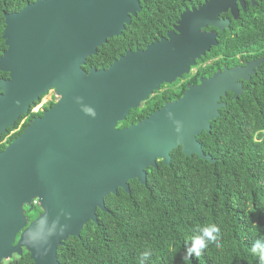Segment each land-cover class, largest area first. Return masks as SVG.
Masks as SVG:
<instances>
[{
	"label": "water",
	"instance_id": "1",
	"mask_svg": "<svg viewBox=\"0 0 264 264\" xmlns=\"http://www.w3.org/2000/svg\"><path fill=\"white\" fill-rule=\"evenodd\" d=\"M139 8L138 0H34L4 13L0 71L8 76L0 79V135L50 89L58 98L0 151V262L25 249L33 264H59L58 245L78 236L88 220L97 222L104 197L118 188L129 192L130 179L145 183L146 168L169 164L175 148L214 161L196 136L210 131L225 105L221 97L232 90L236 98L242 91L236 80L247 79V69L261 60L201 78L179 99L118 127L130 109L187 73L215 44V33L186 23L184 11L169 39L85 70L86 58L119 35ZM206 8L191 13L208 18ZM35 197L40 212L29 220L24 207L32 209Z\"/></svg>",
	"mask_w": 264,
	"mask_h": 264
},
{
	"label": "trees",
	"instance_id": "2",
	"mask_svg": "<svg viewBox=\"0 0 264 264\" xmlns=\"http://www.w3.org/2000/svg\"><path fill=\"white\" fill-rule=\"evenodd\" d=\"M32 1L0 0V56L6 49L4 13L18 11ZM259 5L257 15L242 16L246 29L231 36V43L221 51L234 55L253 48L264 55V0ZM128 29L126 26L120 35L99 46L86 58L83 68H106L127 48H134ZM7 76L0 71V79ZM43 96L0 135V151L33 117L54 104L50 100L32 111ZM171 98L164 92L155 100L162 104ZM222 99L226 105L211 120L210 131L197 136L203 152L214 161L172 150L169 164L158 160L157 167L146 168L145 183L130 179L129 192L118 188L104 197L106 210L96 209L97 222L88 220L78 236H68L58 245L59 264H141L146 249H151L152 255L144 264H261L251 247L264 239V61L244 92ZM151 111L149 106L130 109L118 127L134 123ZM24 208L29 220L40 212L38 205ZM211 224L221 229V247L209 244L199 258L185 260L192 238ZM0 264L33 261L23 249L20 255L14 253Z\"/></svg>",
	"mask_w": 264,
	"mask_h": 264
},
{
	"label": "flooded vegetation",
	"instance_id": "3",
	"mask_svg": "<svg viewBox=\"0 0 264 264\" xmlns=\"http://www.w3.org/2000/svg\"><path fill=\"white\" fill-rule=\"evenodd\" d=\"M261 1L262 0H138L140 6L139 10H136L135 15L131 16L129 23L126 24L121 31L122 33L126 29V26L129 27V40H131L134 45V48L129 47L124 53L128 49L132 51L145 49L153 42L165 38L169 39L168 33L175 32V26L184 11H187V14L183 17L186 23L192 22L195 25H200V31L215 33V44L209 45V49L195 59L187 73L177 77L170 83H161L157 90H154L145 100L140 102L138 107L149 106V108L152 109L149 113L151 114L166 102L179 99L190 86L199 84L201 78H209L215 72L223 71L224 68L245 67L248 63L260 59L261 61H259L258 64H252L251 68L247 69V79L238 78L236 80V82L241 83V93L244 92L246 86H248V82L260 71L261 64L264 61V55H261L258 49L253 48L241 49L234 55L229 51L223 52L221 49L224 45L231 43L232 40L230 37L236 35L237 31L246 29L245 20H243L242 16L251 14L257 15L256 13L260 12L257 9H260L259 3ZM205 4L207 8L204 9L203 12L207 15L203 13L202 16L208 18L192 15V11L200 10ZM232 5H234V8L230 7ZM234 14L237 16H234ZM213 18H215L218 23L214 24L215 22L212 21ZM164 92H169L172 98L160 104V101L155 99L157 95ZM227 95L233 97V91L227 90L225 95L221 97L220 101L224 102L225 105L226 102L222 98ZM44 104L45 103L42 105ZM42 105L38 109H40ZM225 105L222 107H225ZM175 149H179L180 151V147Z\"/></svg>",
	"mask_w": 264,
	"mask_h": 264
},
{
	"label": "clouds",
	"instance_id": "4",
	"mask_svg": "<svg viewBox=\"0 0 264 264\" xmlns=\"http://www.w3.org/2000/svg\"><path fill=\"white\" fill-rule=\"evenodd\" d=\"M220 239L221 229L216 224L201 228L199 234L192 238L191 246L187 249L184 259H190L192 256L199 258L208 248L209 244H215L217 248L221 247ZM251 253L258 256L261 264H264V239H258L252 244ZM151 255V249H146L141 254V264H144V261Z\"/></svg>",
	"mask_w": 264,
	"mask_h": 264
},
{
	"label": "built area",
	"instance_id": "5",
	"mask_svg": "<svg viewBox=\"0 0 264 264\" xmlns=\"http://www.w3.org/2000/svg\"><path fill=\"white\" fill-rule=\"evenodd\" d=\"M47 93L51 94V96L49 97V99H48L47 101H50V100L56 101V100H57L58 95L55 93V91H54L53 89H50ZM47 93H46V94H47ZM47 101H45V103H46ZM43 103H44V101H43V102H40V103L38 104L37 109H38ZM37 109H35L34 111H36ZM32 204H33V205H38V199H37L36 197L32 199Z\"/></svg>",
	"mask_w": 264,
	"mask_h": 264
},
{
	"label": "rangeland",
	"instance_id": "6",
	"mask_svg": "<svg viewBox=\"0 0 264 264\" xmlns=\"http://www.w3.org/2000/svg\"><path fill=\"white\" fill-rule=\"evenodd\" d=\"M50 96H51V94H49V93L45 94V95L41 98V100L39 101V103H40V102H43V101H44V103H45V101H47V100L49 99ZM39 103H38V104H39ZM38 104L35 105L34 108H32V111H34L35 109H37Z\"/></svg>",
	"mask_w": 264,
	"mask_h": 264
}]
</instances>
